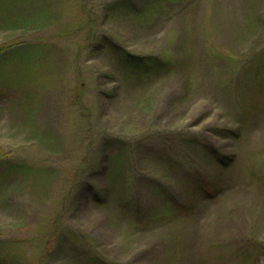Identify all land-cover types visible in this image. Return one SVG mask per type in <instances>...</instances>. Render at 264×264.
<instances>
[{"label": "rangeland", "instance_id": "obj_1", "mask_svg": "<svg viewBox=\"0 0 264 264\" xmlns=\"http://www.w3.org/2000/svg\"><path fill=\"white\" fill-rule=\"evenodd\" d=\"M123 1L0 0V264H264V0Z\"/></svg>", "mask_w": 264, "mask_h": 264}, {"label": "trees", "instance_id": "obj_2", "mask_svg": "<svg viewBox=\"0 0 264 264\" xmlns=\"http://www.w3.org/2000/svg\"><path fill=\"white\" fill-rule=\"evenodd\" d=\"M122 4H124L123 0H115V4H113L112 6L116 7V6H120ZM137 13H141V12L137 11ZM10 49H13V48H10ZM12 53H13V50L9 51L8 49L6 50L5 48H0V78H7V77H4L5 73L1 71L3 69L1 63L3 62L5 55L6 56L11 55ZM124 53L126 54V57L130 62L128 64L132 65V66L137 65L138 63L142 64V62H144V60H146V58L143 59V57L136 56V55H133L131 53H126V52H124ZM142 59H143V61H142ZM151 62L153 63L154 67H157L158 65H162V66L165 65V63H163V62H158V61L154 62L153 59H151ZM13 85H15V84H3L0 87L2 88V90H12L15 87ZM217 155H219V154H217Z\"/></svg>", "mask_w": 264, "mask_h": 264}]
</instances>
